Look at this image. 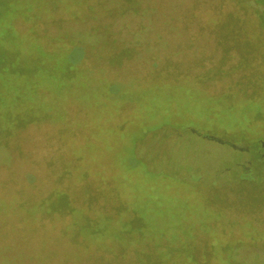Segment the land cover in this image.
<instances>
[{"label": "flooded vegetation", "instance_id": "flooded-vegetation-1", "mask_svg": "<svg viewBox=\"0 0 264 264\" xmlns=\"http://www.w3.org/2000/svg\"><path fill=\"white\" fill-rule=\"evenodd\" d=\"M84 1L79 0L76 5L73 0H0V136L29 132L36 126L42 128L37 146H43L42 137H45L49 144L64 147L66 178L80 179L92 173L99 182L106 180L105 191L113 190L117 200L125 198L120 190L126 181V176L119 174L121 166L133 171L140 167L146 173L163 174V182L173 179L191 187L193 196L211 215L196 221L192 220L190 211L184 210L174 233L150 227L128 200V206L121 205L116 217L92 206L85 211L89 219L83 215L78 217L87 222L99 215L102 219L116 221L124 229L128 226V239L116 241L132 247L136 262L264 264V0L228 2L225 32L215 37L226 39L223 46L227 47L232 60L229 69H182V75L193 79L190 83L193 86L188 88L191 92L203 94L212 102L225 103V107L238 105L246 110L245 123L230 125L217 123L214 120L216 109L210 108H206L207 118L190 111L182 112L185 118L182 121H153L147 107L132 93L138 92V88L142 94L148 93L153 83L164 85L159 81L171 79L177 67L163 61L158 69H152L149 65L156 57L154 52L143 65L135 64L138 50L134 38L140 28L131 18L126 22L123 15L140 13L124 10L110 14L113 9L118 10L115 0L100 3L104 4L103 13L108 10L104 15L108 16L110 29L103 26L96 32L101 33L96 46L89 41L85 44L82 39H67V34L58 30L51 35L40 32L48 23L58 29L64 22L58 12L64 9L73 18L81 14L89 19L86 16L91 7L85 6ZM108 3L110 5L106 6ZM247 7L253 13L247 11ZM210 8L213 12L210 20L218 30L223 25L220 22L222 7L212 2ZM37 11H41L37 18L42 13H46V17L36 20ZM247 15H253L248 23L244 20ZM16 19L28 23L29 27L19 29ZM78 19L84 21L82 17ZM182 25L183 22L178 25L181 27L178 36ZM174 26L177 28L176 23ZM124 28L129 40L125 44ZM88 32L89 29L83 31ZM165 34L168 35L166 31ZM186 36L193 39L194 45L198 43L196 32ZM150 42L156 51L154 35ZM175 42L167 43L166 48ZM194 45L188 50L191 54L198 51ZM92 48L95 51H91ZM251 50L260 57L259 62L252 60ZM254 65L257 69H248ZM223 76L226 81L211 82ZM95 96L99 98L91 107L90 97ZM247 102L258 106L249 109L245 106ZM168 109V113L176 117L175 109ZM197 138L208 142L205 158L201 160H194L186 147L189 143L194 149L198 142L192 139ZM179 140H182V160L172 172L166 152ZM119 143L126 145L125 151H120ZM212 144L221 150L215 160L211 158L215 151ZM26 152L19 159H28ZM61 156L63 158V154ZM54 197L41 200L37 205L39 208L48 205L53 213L66 208L71 211L66 192L56 190ZM78 211L76 213H81ZM117 232L120 234L119 230ZM86 236L88 242L84 236V245L96 242L92 239L93 232L89 231ZM97 244L106 246V241Z\"/></svg>", "mask_w": 264, "mask_h": 264}, {"label": "rangeland", "instance_id": "rangeland-1", "mask_svg": "<svg viewBox=\"0 0 264 264\" xmlns=\"http://www.w3.org/2000/svg\"><path fill=\"white\" fill-rule=\"evenodd\" d=\"M73 1L76 5L79 3V0ZM102 1L104 2V0L84 1L85 6L91 7L90 14L86 16L89 19L81 14L77 18H73L64 9L58 12V16L64 19L58 29L48 23L41 27L43 31L39 30L48 35L58 30L60 33H66L67 39L68 37H73L75 41L82 39L85 44L90 43V45L96 46V41L100 39L98 35L101 34L96 32L101 31L103 26L110 29L108 16L104 15L108 10L105 9L104 13L102 12L104 6V4H102L103 6L100 4ZM115 1L118 2V10L113 9L110 14H114L116 11L122 13L124 10L140 13L131 15L128 12L123 15L126 22L129 20L127 18H131L133 23H137V27L140 28L134 38L138 50L137 57L134 59L135 64L143 65L148 61L147 56L154 52L156 57L152 58V63L149 65L152 69H158L157 67L163 61L164 64L168 63L172 67H177L171 79L159 81L164 85L153 83L150 85L148 93L142 94L140 88H138V92L132 93L135 98L138 97V102L142 106L147 107L146 110L151 113L153 121L169 119L182 121L185 119L182 117V112L190 111L207 118L206 108H210V110L216 109L214 120L219 124L230 125L246 122V110L243 107L238 105L232 108L225 107V103L212 102L203 94L191 92L188 88L193 86L190 85L193 79L181 74L182 69H191L192 71L195 69H229L232 60L229 59L227 47L223 46L226 39H217L215 35L225 32L224 24L227 22L226 14L230 0ZM212 2L214 4L218 2L222 7L220 22L223 25L218 30L215 23L210 20L213 15L210 8ZM200 4L203 5L199 7ZM108 5L110 3L106 4V6ZM246 10L253 13L250 7H247ZM35 13L36 20L46 17V13H42L40 18H37L41 11ZM81 17L84 18V21L78 19ZM161 18L164 20L161 21ZM252 18L253 15H247L244 20L248 23ZM180 22H183L184 25H182L178 36L176 34L181 28H178ZM15 23L21 30H26L29 27L28 23L20 19H16ZM172 23L174 25L176 23L177 28ZM164 27H167L165 31L168 35H164ZM88 29L90 32L83 33ZM125 30L124 28L123 44L129 42L126 39ZM194 32H196L198 40L195 45L193 39L186 36L188 33ZM153 35L156 46H158L155 47L156 51L150 46V38ZM172 41H176L177 44L168 45L166 48V44ZM191 45H194V49L198 48V51L192 52V54L188 52V50L191 51ZM91 51H95V48H92ZM154 53L153 55H155ZM250 57L256 61L260 58L252 50ZM248 69H257V67L254 65ZM226 80V77L223 76L222 79L211 82ZM90 98L92 107L93 102L99 96ZM245 106L252 109L258 105L247 102ZM168 108L175 109L176 117L173 116L174 113H168ZM42 130L36 126L29 132L9 135L3 133L0 136V264H142L134 259V252L130 245H121L116 241L118 239L120 242H124L128 239L129 235L126 233L129 231L128 226L124 229L116 221L102 219L99 215H96L94 221L78 220V217L82 215L89 219V216H85V211L90 206L105 211L111 217H116L121 205L128 206L126 201L128 200L150 227L158 231L167 230L170 233H174L175 228L179 226V220L182 218L184 210L190 211L193 215L192 220L196 221L206 219L211 215L206 207L193 196L191 187L178 184L173 179L163 182V174L146 173L145 169L140 167L134 171L124 166L118 169L120 175L126 176V181L122 183L120 189L125 198L121 197V200L114 197L113 190L110 193L105 191L106 180L99 182L92 173L86 174L80 179L66 178L67 153L63 146L56 147V143L52 141L49 144L45 137H42L44 143L39 148L37 142L40 140ZM105 135L107 139V133ZM121 139L120 137V141ZM192 140L198 142L197 148L192 149L191 145L186 143L188 154L195 157L194 160L196 158L201 160L202 157L204 159L203 155L206 153L208 142L205 143L198 138ZM174 144L171 145L172 148L169 152H166L169 163L171 161L169 169L173 170L172 172L178 169V164L182 160V140L174 142ZM119 145L120 151H125L126 145L124 143H119ZM212 146L215 151L211 153V158L214 159L220 155L221 150L214 144ZM88 148L92 147L88 146ZM24 151H27L28 159H19ZM61 153L63 158L60 157ZM56 190L66 192L70 212L66 208L58 213H53L52 208H47L48 205L44 204L45 208H39L40 205H37L41 200L54 199ZM88 200L91 201V204L88 203ZM190 200L193 203L189 204ZM76 211L81 213H76ZM118 230L121 235L118 234ZM89 231L93 232V240L97 243L106 241V246H101L96 242L84 245V239L88 242L86 235Z\"/></svg>", "mask_w": 264, "mask_h": 264}]
</instances>
